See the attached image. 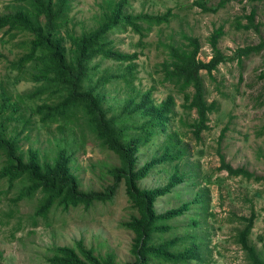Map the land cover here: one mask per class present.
I'll use <instances>...</instances> for the list:
<instances>
[{
    "label": "rangeland",
    "instance_id": "374dc122",
    "mask_svg": "<svg viewBox=\"0 0 264 264\" xmlns=\"http://www.w3.org/2000/svg\"><path fill=\"white\" fill-rule=\"evenodd\" d=\"M10 1L0 0L1 13ZM103 1L72 0L70 27L78 32L94 27ZM196 1L131 0L132 10L136 13L163 14L172 9L177 17L169 25L155 27L142 46L139 36L131 31H113L109 36L117 50L139 53L134 80L137 89L147 92L154 87L152 99L157 104L170 94L175 96L176 115L169 129L178 130L182 145L187 147L183 159L158 164L139 183L140 186L149 189L167 186L176 170L184 177L170 193L157 200L158 213L193 203L198 192L206 196L204 206L193 203L182 217L167 222L170 231L164 234L158 231L157 234L159 243L175 240L173 251L177 253L199 245L201 249L196 252L197 259L171 263L149 258V264H254L249 251L238 243V237L254 216L248 241L264 261V181L231 176L221 170V166L224 157L225 162L234 169L244 168L258 177H264V49L250 52L251 47L264 39V1L234 0L216 14L204 13L195 5ZM207 1L209 6H216L221 0ZM252 9L257 11L256 22L262 24L261 33L236 26L239 19L242 24H247L245 17ZM220 27H224L225 36L221 38L219 47L232 58L241 51L242 64L238 61L221 64L212 76L206 71L201 72L208 101H217L219 109L210 116V128L198 140L193 129L181 123L182 119L192 123L197 118L196 113H188L182 108V96L171 85L163 83L159 65L168 58L166 45L172 43V39L177 43L183 42L181 32L200 40L202 49L199 58L209 62L213 52L208 41ZM2 40L0 33V92L4 86L16 99L20 94L34 91L36 84L26 80L15 83L18 74L9 69V63L21 56L23 51L16 48V42L8 44ZM94 63L102 64L100 75L105 69L120 73V65L115 62L97 60ZM105 91L110 104H120L119 99L123 97L120 81L108 84ZM42 103V100H33L24 104V110L29 106L25 116L30 118V106ZM31 121L34 123L29 125L28 130L22 124L15 123L9 131L12 134L15 126H18V132L23 133L24 149L30 146L38 148L43 157L48 156L51 160L63 146L59 124L42 127L37 116ZM68 125L63 136L70 144L74 142L69 151L75 154L73 167L82 189L106 191L114 183L109 170L120 166L119 158L95 139L83 126V120L80 124ZM164 141L166 136L160 133L150 144L141 147L139 167L163 155ZM4 165L5 156L0 153V170ZM22 187V182L11 187L7 179H0V264H51L48 259L56 247H74L81 240L98 254L114 253L118 264H138L133 252L135 234L122 224L139 215L129 202L124 182L112 201L96 202L91 207L80 206L68 212L56 207L47 219L35 216L38 194L33 200L16 202ZM9 213L11 218L7 216Z\"/></svg>",
    "mask_w": 264,
    "mask_h": 264
},
{
    "label": "trees",
    "instance_id": "16d2710c",
    "mask_svg": "<svg viewBox=\"0 0 264 264\" xmlns=\"http://www.w3.org/2000/svg\"><path fill=\"white\" fill-rule=\"evenodd\" d=\"M231 1L234 0H221L218 5L209 6L207 0H197L195 5L204 13L216 14ZM72 3V0H11L5 11L0 12L2 42H16L15 47L23 51L21 56L9 63V69L18 74L15 83L26 80L36 84L34 91L20 94L16 99L4 86L1 88L0 153L5 156V165L0 170V179H7L11 187L22 182L23 187L16 202L33 200L38 194L35 216L42 219H47L56 207L68 212L72 208L112 201L124 182L129 202L139 215L122 224L135 234L133 252L138 264H149V258L171 263L196 260V252L201 249L199 245L177 253L173 251L175 240L159 243L157 234L158 231L160 234L170 231L167 222L182 217L193 203L204 206L205 193L198 192L193 203L158 213L157 200L170 193L184 177L176 170L167 186L149 189L139 184L158 164L183 159L186 155L187 147L182 145L179 131L169 129L176 115V98L170 94L157 104L152 99L154 87L147 92L137 89L134 80L139 53L119 51L109 38L113 31H131L139 36L140 46L145 45L144 39L155 27L169 25L177 15L172 9L163 14L136 13L132 10L131 0H104L100 4L101 12L95 17L96 25L78 32L70 27ZM245 18L247 24H242L239 19L237 28L261 33L262 24L256 22V9H252ZM180 36L182 43L172 39L173 42L166 45L168 58L159 68L163 83L171 85L182 96V108L188 113H196L197 118L192 123L184 122V119L181 123L192 128L196 139L200 140L201 134L210 128V116L219 109L217 101H208L201 72L206 71L212 76L221 64L230 61L242 64L241 51L232 58L221 50L219 43L225 31L224 27H220L208 41L213 56L209 62H204L199 58L202 49L200 40L184 32ZM263 49L264 39L251 47L250 52H261ZM97 60L119 64L120 73L105 69L100 75L102 64H95ZM118 81L123 97L119 99L120 104L112 105L105 90L108 84ZM33 100H42L43 103L30 106L31 115L27 118L25 110L29 106L24 110L23 105ZM114 100L118 102L117 98ZM35 116L42 127L59 124L63 146L51 160L48 156L43 157L38 148L30 146L24 149L23 133L18 132V126H15L12 134L9 131L15 123L22 124L28 130L29 125L34 123L31 118ZM81 120L95 139L120 160V166L109 170L114 183L104 192L83 190L74 172L75 154L69 151L74 142L70 144L63 135L68 124L77 125ZM160 133L166 136L163 155L139 167L141 147L150 144ZM221 170L234 177L264 181V177H258L247 169H234L225 162L224 157ZM7 216L11 218L10 213ZM254 218H250L247 227L240 232L238 243L249 251L254 264H264L248 241ZM48 261L51 264H118L114 253L98 254L95 249L88 248L83 240L76 242L74 247H56Z\"/></svg>",
    "mask_w": 264,
    "mask_h": 264
}]
</instances>
